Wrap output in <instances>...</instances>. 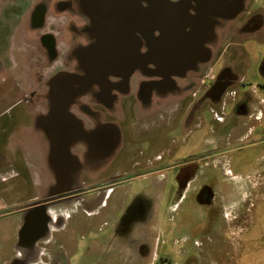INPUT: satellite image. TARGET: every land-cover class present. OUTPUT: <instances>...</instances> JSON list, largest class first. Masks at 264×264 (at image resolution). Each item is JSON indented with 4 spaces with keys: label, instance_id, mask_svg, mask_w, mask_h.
Returning <instances> with one entry per match:
<instances>
[{
    "label": "flooded vegetation",
    "instance_id": "obj_1",
    "mask_svg": "<svg viewBox=\"0 0 264 264\" xmlns=\"http://www.w3.org/2000/svg\"><path fill=\"white\" fill-rule=\"evenodd\" d=\"M255 1L244 0L245 10L248 2L253 7ZM15 2L0 0V53L14 36L20 20H23L19 30L21 40L27 30L35 32V37L27 41L33 46L32 55L30 51L28 55L39 72L35 74L36 87L24 100L64 103L72 99L68 107L72 117L60 116L59 132L61 149L64 151L66 143L69 151L77 152L66 158L61 167L51 168L56 183L47 192L21 207L16 206L12 216L17 214L19 221L9 227L10 231H3L9 234L0 250L9 253L0 264H64L67 262L64 245L59 241V235L65 231L63 219L75 207L81 209L86 196L143 176V179L159 178L163 171L173 168L170 154L184 144L168 145L167 135L195 91L203 89V95L193 108L204 107L207 98L210 104L217 99L212 94L218 88L219 77L212 82L207 74L218 56L230 50L220 47L218 36V31L229 22L216 27L214 40L205 37L197 40V44L211 52L207 62H203L200 48L183 60L172 55L161 62L159 57H145L147 47L136 39L132 46L138 48V54L130 58L122 51L124 44L115 51L102 52V28L86 14L82 0H32L29 8L20 12ZM249 26L252 30L255 22L250 21ZM251 30L247 41H255ZM136 37L139 39L140 34ZM89 63L100 73L98 76L89 75ZM129 70L131 74L126 79ZM220 74L234 77L231 70ZM58 75L64 77L55 79ZM146 165L151 168H145ZM185 165L192 167L195 163ZM68 176H72L70 185L59 183L68 180ZM214 199L212 194L211 200ZM229 205L236 213L241 209L238 199H232Z\"/></svg>",
    "mask_w": 264,
    "mask_h": 264
},
{
    "label": "rangeland",
    "instance_id": "obj_2",
    "mask_svg": "<svg viewBox=\"0 0 264 264\" xmlns=\"http://www.w3.org/2000/svg\"><path fill=\"white\" fill-rule=\"evenodd\" d=\"M13 1L18 12L32 3ZM256 4L248 2L218 31L221 48H248L249 22L264 18V0ZM254 49L264 52V43L255 40ZM257 94L250 134L243 124L233 131L210 119L197 137L172 150L173 168L159 178L86 196L84 206L63 219L64 264H264V88ZM232 199L240 202L237 213L229 207ZM17 221V214L0 219V246L9 234L3 231ZM8 253L0 250V260Z\"/></svg>",
    "mask_w": 264,
    "mask_h": 264
},
{
    "label": "crops",
    "instance_id": "obj_3",
    "mask_svg": "<svg viewBox=\"0 0 264 264\" xmlns=\"http://www.w3.org/2000/svg\"><path fill=\"white\" fill-rule=\"evenodd\" d=\"M258 21L252 32L255 40L264 43V32L257 30V26L262 24L264 31V18ZM22 26L23 20H20L14 28V36L0 53V219L12 216L16 206L21 207L47 192L51 184L56 183L52 179L51 168L61 167L66 158L74 157L77 152L70 150L65 155L61 149L62 133L59 130L63 114L53 111V108L55 105L60 108L63 102L24 100V96L36 87L35 74L39 68L31 57L33 46L27 43L35 37V32L27 30L24 40H21L19 30ZM254 42L248 41V48H233L218 56L216 64L207 74L212 82L214 77H219L218 88L212 94L217 99L211 105L207 98L204 107L193 108L203 95V89L195 91V95L185 103L183 115L175 117L177 120L167 135L168 145H185L191 136L197 137L199 131L208 128L210 119L227 125L233 131H237L242 124L243 133L253 131V122L259 112L256 109L260 97L257 91L264 88L260 85V79L264 80V52L258 55ZM29 51L31 55H28ZM224 70H231L234 77L221 75ZM210 87L211 84L206 89ZM235 136L240 135L236 132ZM71 177L59 183L70 185Z\"/></svg>",
    "mask_w": 264,
    "mask_h": 264
},
{
    "label": "water",
    "instance_id": "obj_4",
    "mask_svg": "<svg viewBox=\"0 0 264 264\" xmlns=\"http://www.w3.org/2000/svg\"><path fill=\"white\" fill-rule=\"evenodd\" d=\"M87 15L100 26L101 51H115L124 44L122 51L129 58L138 54L132 46L136 39L147 47L149 57L167 60L172 55L185 59L200 48L203 62L211 57L208 48L197 44L199 38L215 39V29L221 23L235 20L244 10V0H82ZM125 28V30H121ZM109 30V31H108ZM158 32V36L154 33ZM140 34L137 39L136 34ZM126 34V36H123ZM109 46L110 49H107ZM120 48V47H119ZM168 63V62H167ZM89 75L98 76L89 63ZM182 72H186L183 69ZM131 70L126 72V79ZM58 75L55 79L63 78ZM74 97V96H73ZM72 99L53 111L72 117L68 107ZM69 144H64L65 155ZM54 146V145H52ZM66 189L65 191H71ZM38 209H43L38 207Z\"/></svg>",
    "mask_w": 264,
    "mask_h": 264
}]
</instances>
